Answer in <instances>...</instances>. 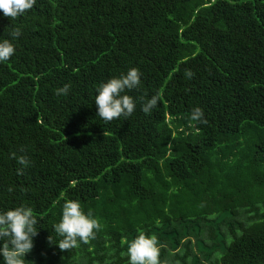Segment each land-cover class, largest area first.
Here are the masks:
<instances>
[{"label":"trees","instance_id":"1","mask_svg":"<svg viewBox=\"0 0 264 264\" xmlns=\"http://www.w3.org/2000/svg\"><path fill=\"white\" fill-rule=\"evenodd\" d=\"M3 39L16 50L0 62V211L37 215L25 264H129L139 230L161 264H264V0H36L0 11ZM133 67L135 111L103 121L97 87ZM68 200L102 227L61 251Z\"/></svg>","mask_w":264,"mask_h":264},{"label":"clouds","instance_id":"2","mask_svg":"<svg viewBox=\"0 0 264 264\" xmlns=\"http://www.w3.org/2000/svg\"><path fill=\"white\" fill-rule=\"evenodd\" d=\"M36 0H0V11L10 19H17L31 10ZM21 35L20 28H14L10 33L12 40ZM10 39L0 41V62L9 60L15 54V45ZM185 77L192 79L194 73L190 69L185 70ZM141 72L138 68H130L126 74L113 77L97 87L95 105L97 115L105 122H111L120 117L128 118L135 111V101L126 91L136 89L141 84ZM70 85L65 84L56 89V95H67ZM161 96L153 95L142 106V111L149 115L159 103ZM190 120L206 124L204 111L201 107L191 110ZM23 151V149H21ZM10 157L17 160L24 167L29 166L30 161L26 155L17 156L15 152ZM18 175H23V169L17 170ZM11 192L12 189L10 188ZM37 215L32 207L21 204L18 207L6 211H0V257L4 264H25V254L31 252L34 247L33 238L38 235ZM102 225L91 211L87 214L82 210L78 200H68L63 204L62 217L59 223L54 225L58 236L62 237L57 246L61 251L79 247V243H89L95 239L96 232ZM49 243H52L50 236ZM129 264H161L160 246L155 235H146L139 230L138 235L131 240L127 247Z\"/></svg>","mask_w":264,"mask_h":264}]
</instances>
